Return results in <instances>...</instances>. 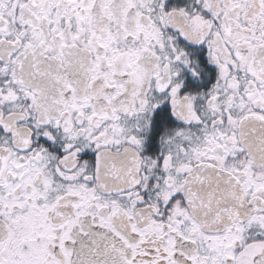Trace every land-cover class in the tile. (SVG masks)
<instances>
[{
    "label": "snow or ice",
    "instance_id": "snow-or-ice-1",
    "mask_svg": "<svg viewBox=\"0 0 264 264\" xmlns=\"http://www.w3.org/2000/svg\"><path fill=\"white\" fill-rule=\"evenodd\" d=\"M0 264H264V0H0Z\"/></svg>",
    "mask_w": 264,
    "mask_h": 264
}]
</instances>
